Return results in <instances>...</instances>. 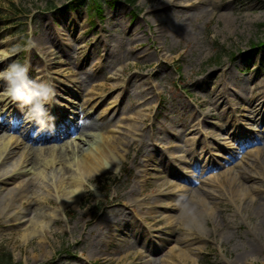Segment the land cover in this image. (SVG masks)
Returning a JSON list of instances; mask_svg holds the SVG:
<instances>
[{"label": "rangeland", "instance_id": "rangeland-1", "mask_svg": "<svg viewBox=\"0 0 264 264\" xmlns=\"http://www.w3.org/2000/svg\"><path fill=\"white\" fill-rule=\"evenodd\" d=\"M162 1L102 0L96 11L92 0H0V72L18 62L56 90L46 105L54 126L42 135L0 79V142L7 139L12 151L0 175H14L0 189V264L7 257L18 264H264V141L229 150L228 139H216L238 119L244 132L264 137V122L240 117L252 114L250 103L264 91V0H180L194 4L180 21L157 9ZM81 109L96 127L60 132ZM125 123L140 131L129 136ZM53 130L60 135L47 143L19 134ZM110 133L130 142L110 153L73 203L60 205L46 188L49 174L66 183L68 161ZM45 146L55 163L36 193L50 201L18 210L24 194L38 197L28 182L49 157ZM191 147L199 155L187 168L184 159L193 156L183 150ZM253 155L243 181L254 182L261 206L239 212L225 182ZM205 186L215 196L185 212ZM174 194L178 203L169 208ZM43 211L54 215L34 218ZM35 220L40 232L29 235ZM178 238L191 245L180 258L170 252Z\"/></svg>", "mask_w": 264, "mask_h": 264}, {"label": "bare ground", "instance_id": "bare-ground-1", "mask_svg": "<svg viewBox=\"0 0 264 264\" xmlns=\"http://www.w3.org/2000/svg\"><path fill=\"white\" fill-rule=\"evenodd\" d=\"M208 0H205V2ZM211 1V0H209ZM194 5L192 2H186L183 3L180 0H163L162 3L158 4L157 9H169L172 10V12L175 11V13L178 15V19L179 21L182 20V18L185 16L186 14V7L188 6H192ZM185 11V12H183ZM228 14L226 12H222L221 13V18L225 19V22L227 23L228 20ZM184 20V19H183ZM159 24V23H158ZM178 30H184V27L182 26L181 23H178L176 25ZM102 30V33H100L99 36L103 37L104 33L106 32L105 30ZM159 34H162L163 29L158 30ZM104 50H106L107 48L104 47ZM263 87V86H262ZM260 87V88H262ZM255 101V102H254ZM254 104L251 106V104L253 102L250 103V108L252 109L250 116L249 115H240L241 118L246 117L247 119H249L250 121H252L253 123L257 122V123H262L264 121H262V119L264 120V91H260L258 93V96L254 99ZM257 101V102H256ZM229 103V100L226 101V104ZM230 105V104H229ZM236 108V107H235ZM245 108H243L244 110ZM246 110V109H245ZM83 114L84 118L88 121L87 124L84 125H78L77 121L80 117V115ZM259 115V116H258ZM237 120V118L235 119ZM242 119H238L237 122L233 123V125H231L230 128L225 127V128H220L224 133L225 136L221 137H216V139L219 141L222 139H228V147H232V143L233 142H237L242 144L245 140L246 141H250L252 139V137L250 136L249 133L244 132V128H246L244 126L243 121H241ZM94 119H91L90 117V113L86 112V110L81 109L78 114H75L73 119H70V121L66 122V125L64 126V128H60V132L62 133H71L72 131H79V132H85L86 130L92 129L96 127V124L94 122ZM126 129H127V133L129 136H135L136 133H138V131H140V129H138L137 127L133 126L131 123H125ZM6 127V124H3V122L0 123V130L4 129ZM43 131H47V130H43ZM116 133H110L107 136H105V138H102V142H94L93 147H91L90 149H87L86 152H84L82 154V156L80 157H72V160L68 161V167H66V169L64 170V173L68 174V180L66 181V183L64 182L63 178L59 179L56 178L55 174L51 172V174H49V180H50V184L51 185H46L47 190H53L54 191V195L57 198L56 201L59 202L60 205H63V203L67 202L69 204L73 203L83 192V188L84 185L87 184V182H89L90 179H92L94 177V175L96 173H98V169H101L104 166V161L109 157L110 153L117 150L116 148L120 145H125V143H129L130 141H126L125 138L118 134L115 135ZM22 135V134H21ZM60 133H56L55 131L53 133L49 134L48 138H41L44 139L43 142H49V141H55L57 138V136H59ZM219 144V142H217ZM221 144V143H220ZM223 144V143H222ZM9 144L8 141L6 139V141L0 142V170H3V163L6 161V158L9 157V155L11 154L12 151H10L9 149ZM44 149H46L49 154V157L46 158L43 163L44 166L43 167H39L37 168V170L33 171L34 177H33V181H29L28 182V187L29 189L32 188L31 190H34V194L36 196H38V194L36 193V190L40 188V183L43 180V178H45V176L47 175L48 171L46 172V167L49 165H52L54 162V156H53V152L50 146H45L43 147ZM227 149V146L226 148ZM38 150V149H37ZM36 150V151H37ZM257 150V149H256ZM258 151L260 153L263 152V150H257L255 151L256 153H258ZM191 155L193 156L191 158V162H188V166L191 167L194 164V161L198 158V151L196 150V147H194L193 149H191L190 151ZM252 161H248L246 160V163H244V167L239 166L238 168L235 169V171L231 172L229 174V177L227 179V181L225 182L226 184V191L228 192V194L230 195L231 201L233 203L234 208L236 209V211L241 212L242 210L246 211L248 206L253 204V205H257V206H261V204H258V193L255 192V190H257V187L254 186V182L251 183H245L243 181V178L245 177V170L246 167H250L252 168L253 164H256L255 162H257V157L255 155H253ZM25 166L23 163L21 165V167L19 168L18 171L21 170V168ZM75 166V167H74ZM74 167V168H72ZM230 169V167H229ZM1 173V172H0ZM9 173V172H8ZM255 174V173H254ZM3 174L0 175V189L1 186H3L7 180L11 179L14 175H11L9 177H7L6 179L2 178ZM258 177L262 178L261 175H258ZM51 179H53V181H51ZM41 180V181H40ZM186 191H188V189L186 188ZM214 190L212 189L211 186H205L202 189V194H198V191H195L193 193V195H191V203L187 205L188 207L185 206L184 211L188 212L187 208H196L197 204V200H199L200 203L202 204H207L208 203V199L207 198H213L215 196V194L213 193ZM6 195L11 196L12 195V191L10 190L8 193H6ZM24 196H26L25 198H27L26 200L24 198H20L19 202L16 203V205L14 204V207L16 209H20L21 207L24 209L29 208L28 205H30L31 203H33L32 201L36 202V203H40L41 200H47V197L45 195H41L38 196L37 198L35 196H27L26 194H24ZM7 200L8 197L4 196ZM32 197V198H30ZM178 195L174 194L173 198H172V203L169 204V208H172L174 206L177 205L178 203ZM30 199V200H29ZM194 203V204H193ZM217 203V201H216ZM164 206V205H163ZM205 207V206H204ZM208 207V206H207ZM206 208V207H205ZM210 208V206H209ZM18 209V210H19ZM261 211L264 213V203H262L261 206ZM193 210V209H192ZM24 215V214H23ZM49 215L51 217H53L54 213H45L43 212H36L34 214V218H42V217H49ZM14 219L18 220L20 222L19 219H21L20 217H15ZM24 220V218H23ZM123 220V218H120L117 216L114 217V223H121ZM17 222V223H19ZM38 222L35 220L33 221V226L30 228L29 230V235H38L39 234V229L36 228V224ZM14 223H12L11 225H13ZM176 244H173V246L170 248L171 249V254L180 258V257H184L186 255V251L190 250V243H187V241L185 239H180L178 238L176 240Z\"/></svg>", "mask_w": 264, "mask_h": 264}, {"label": "clouds", "instance_id": "clouds-1", "mask_svg": "<svg viewBox=\"0 0 264 264\" xmlns=\"http://www.w3.org/2000/svg\"><path fill=\"white\" fill-rule=\"evenodd\" d=\"M28 66L13 62L0 72V79L6 83V91L12 101L18 103L24 112L25 119L37 127V132L51 129L54 126V117L49 114L46 105L50 104L56 95V90L50 80H35L28 75ZM88 121L83 114L77 124L84 125ZM106 167H111L107 165ZM96 190L93 189L95 195ZM182 200L183 197H180Z\"/></svg>", "mask_w": 264, "mask_h": 264}, {"label": "trees", "instance_id": "trees-1", "mask_svg": "<svg viewBox=\"0 0 264 264\" xmlns=\"http://www.w3.org/2000/svg\"><path fill=\"white\" fill-rule=\"evenodd\" d=\"M5 264H16L14 262H11L9 259L7 260V262Z\"/></svg>", "mask_w": 264, "mask_h": 264}]
</instances>
